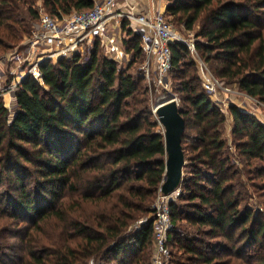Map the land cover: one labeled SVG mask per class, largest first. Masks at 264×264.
<instances>
[{"label": "trees", "instance_id": "obj_1", "mask_svg": "<svg viewBox=\"0 0 264 264\" xmlns=\"http://www.w3.org/2000/svg\"><path fill=\"white\" fill-rule=\"evenodd\" d=\"M94 1L40 0L56 18ZM35 2L0 0V47L30 31ZM165 12L175 28L199 25L196 51L218 80L264 103V0H168ZM121 31L126 67L95 37L88 54L24 78L12 116L0 95V264H149L152 222L129 227L152 212L163 183L164 132L132 72L140 35L126 20ZM170 50L185 163L165 264H264V212L249 204L264 202V124L231 105L232 153L191 50Z\"/></svg>", "mask_w": 264, "mask_h": 264}, {"label": "built area", "instance_id": "obj_2", "mask_svg": "<svg viewBox=\"0 0 264 264\" xmlns=\"http://www.w3.org/2000/svg\"><path fill=\"white\" fill-rule=\"evenodd\" d=\"M121 1L125 0H95L91 9L74 11L61 18L52 17L47 12L41 11L37 24L31 30L29 47L25 54L13 56L18 62L28 63L25 74L20 75L13 84V89H16L27 76L40 81L42 79L40 65L47 60L66 58L74 54H88L95 37H99L106 48L113 47V43L110 45L108 34L111 29H120L124 20L140 35L141 47L147 59L143 69L148 74L146 67L149 66V61H152L160 83L165 80L171 69L172 44H185L192 54L197 56L194 40L185 39L171 23L170 16L166 14L168 0H147L146 9L140 8L139 5H129L127 10H118ZM197 62L201 70L206 72L203 86L210 95H216L218 92L231 93L229 88L207 70L201 59ZM179 194V188L170 195L160 192L152 208L153 238L156 253L159 255L165 253L168 235L173 227L169 198ZM155 261L156 264H161L157 257Z\"/></svg>", "mask_w": 264, "mask_h": 264}, {"label": "rangeland", "instance_id": "obj_3", "mask_svg": "<svg viewBox=\"0 0 264 264\" xmlns=\"http://www.w3.org/2000/svg\"><path fill=\"white\" fill-rule=\"evenodd\" d=\"M34 9L37 12V20L33 24L32 28L27 34H22L20 38H18V41L16 42H11L8 43L9 47L4 48L3 46L0 47V95L4 101L5 106L11 111V115H13L12 110L15 106V98L13 96V84L17 82V79L20 77V75L25 74L27 68H28V63L25 61H20L18 62L16 59L13 58L15 54L22 56L25 54L26 50L29 47L28 39L30 38L31 35V30L33 27L37 24L38 22V16L41 11H45V9L42 7V4L40 0H36ZM199 25L196 24L193 30H187L183 25H179L176 29L179 31V33L185 38V39H193L195 43V32L198 30ZM121 30V28L119 29ZM111 34H113L116 38H118V32L116 29H111L110 30ZM192 36H189V35ZM112 36V37H114ZM124 33L120 34V39L121 42L123 39H125ZM191 37V38H190ZM105 50V49H104ZM126 56L124 60H118L120 62V65L122 67H126L127 64L131 60V56L129 53H125ZM198 56V57H197ZM197 56L193 55L194 60L197 63L198 67V72L199 76L201 79V84L203 86V80L204 76H206V72H203L201 68L199 67V64L197 62L198 59H201L197 52ZM53 60V59H51ZM202 60V59H201ZM203 61V60H202ZM147 59L144 56V59L140 61L136 66L134 67V70L132 71L133 74L137 77H143L145 80V83L148 87V95L150 98L151 102V107H152V112H153V119L157 122L158 124V130L164 132V128L161 126V124L158 121L157 115L155 114V108L157 105L164 103L168 100L174 99L177 104H180V100L178 95L175 93L174 88H173V83L171 79V75L168 72L167 76L165 77V80L162 81L161 83L157 79L156 72H155V65L152 61H149V66L146 67L148 70V74H146V70L143 69V66L146 65ZM203 63H205L203 61ZM207 70L213 75L211 72L209 66L205 64ZM214 76V75H213ZM215 77V76H214ZM222 82V81H221ZM223 83V82H222ZM223 85L226 88H229L231 90V93H222L218 92L216 95H210V99L212 102L220 108L224 114H225V123L223 126V137L226 139L231 152L233 153L235 151V148L232 144V136H231V130H232V125H233V119L232 116L229 113V107L231 105L236 106L237 108L246 111L250 113L252 116H254L258 121H260L262 124H264V103L261 101L255 99V98H248L246 94L241 92L236 84L232 86H227L225 83ZM205 89V88H204ZM237 162V160L235 159ZM161 191L157 193L153 203H152V208L153 205L155 204V201ZM178 195H172L169 198V202L171 200H175ZM249 204L252 208H254L255 211L257 212H264V202L262 199H260L258 196L253 195L250 200ZM147 221H153V216L152 212H148L147 214L141 216L140 218L136 219L129 227V230H134L135 228L140 227L142 224L146 223ZM168 241V239H167ZM169 249L167 248V243H166V249L165 253L159 255L156 253V246H155V241L153 238V244L150 249L149 253V259L148 262L149 264H156V257L160 259L161 264H165L167 261H169L170 255H169Z\"/></svg>", "mask_w": 264, "mask_h": 264}, {"label": "water", "instance_id": "obj_4", "mask_svg": "<svg viewBox=\"0 0 264 264\" xmlns=\"http://www.w3.org/2000/svg\"><path fill=\"white\" fill-rule=\"evenodd\" d=\"M154 112L164 128L166 152L165 176L160 191L164 195H170L179 187L182 179L185 163L182 134L185 129V122L174 99L157 105Z\"/></svg>", "mask_w": 264, "mask_h": 264}, {"label": "crops", "instance_id": "obj_5", "mask_svg": "<svg viewBox=\"0 0 264 264\" xmlns=\"http://www.w3.org/2000/svg\"><path fill=\"white\" fill-rule=\"evenodd\" d=\"M147 4H148V1L147 0H141V1H138V0H125V1H121L117 7L118 10H127L128 9V6L129 5H139L140 8L142 9H146L147 7ZM118 32V38H116L113 34H111V32H109L108 36L110 37L109 39V42L111 43L110 45H112L113 43V47H108L106 48V46H104V49H105V52L106 54L110 57V58H117L118 60H124L126 54L127 53L125 51V47L123 46L122 42H121V37H120V34L124 33V36H126V33L125 32H122L121 30L116 29ZM114 36V37H112ZM107 42V43H109Z\"/></svg>", "mask_w": 264, "mask_h": 264}]
</instances>
